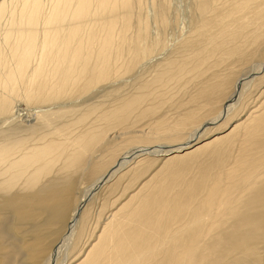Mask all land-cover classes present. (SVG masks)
<instances>
[{
    "label": "bare ground",
    "instance_id": "1",
    "mask_svg": "<svg viewBox=\"0 0 264 264\" xmlns=\"http://www.w3.org/2000/svg\"><path fill=\"white\" fill-rule=\"evenodd\" d=\"M221 1L200 0L210 10L204 15L210 18H203L200 27L208 35L182 41L181 53L178 49L179 55L156 64L155 75L136 82L131 93L117 95L121 93L115 90L104 99H112L110 103L100 100L85 106L64 100L110 83L119 72L127 73L116 67L126 44L117 40L116 31L120 22L123 34L130 29L133 0H12L0 5V19L5 18L0 28V264H260L264 260V168L248 166L243 158L232 161L234 140L210 151L194 179H181L193 169L192 156L219 139L196 145L198 131L228 115L253 82L250 78L264 72L263 0H227L224 11ZM140 25L146 35L147 22L142 19ZM154 44L164 41L155 38ZM130 51L136 61L153 48L138 39ZM261 54V61L242 78L233 81L224 76L216 85L204 87V98L214 95L219 112L196 125L191 141L164 149L137 147L135 154L161 153L166 156L161 166L179 167L177 186L170 181L151 186L157 159L145 157L142 160L155 169L137 177L148 175L146 182L127 193L119 208L121 200L96 209L97 189L128 162L123 157L106 173L95 168L97 151L110 145L115 129L158 113L163 85L187 84L188 74L208 71L213 63L219 68L227 63L226 69L253 64ZM224 81L233 85L229 94L217 90ZM18 100L34 106L35 113L27 118L15 114ZM253 117L249 114L233 130ZM258 128L254 123L244 133L243 142L251 146L242 147L245 157L253 147L264 150L261 142L255 143ZM86 174L93 179L81 189ZM131 203L132 209L122 212Z\"/></svg>",
    "mask_w": 264,
    "mask_h": 264
},
{
    "label": "rangeland",
    "instance_id": "2",
    "mask_svg": "<svg viewBox=\"0 0 264 264\" xmlns=\"http://www.w3.org/2000/svg\"><path fill=\"white\" fill-rule=\"evenodd\" d=\"M11 1L12 0H0V5L4 2ZM226 2L227 0H222L218 3L221 6L220 9L223 11L226 9ZM260 2L264 4V0ZM128 12L132 18L130 29L123 34L121 31L122 23L120 22L116 31L118 36L117 40L123 39L126 42L123 58L116 62V67L117 70H127V73L123 74L119 72L117 75L118 77L110 83L106 82L92 88L89 92L90 94L86 93L81 95V97L71 100L68 99L69 101L65 99V104L85 106V103H88L87 105L91 103H100V100H103L102 102L105 104L107 102L110 103L112 99L106 98L107 101L104 99L107 94L115 90L121 93L117 95H127L131 93L133 87L139 83L141 79H151L153 75H155L154 72L158 70L155 66L156 64L159 62L165 63L169 58L171 59L179 55L182 51V41L193 35H199V37L202 38L203 35L209 34L205 33L203 29H200L203 18H210L209 14H207L206 17L204 16L206 13H209L210 10H208L200 0H133ZM210 15L214 17L215 14L211 12ZM2 19H0V28H3L1 26L5 23V18ZM142 19H144L148 25L146 35L141 33L140 21ZM194 31L197 32L193 34ZM2 38L3 35L0 30V43ZM155 38L157 40L162 38L164 45H155ZM138 39H143L144 43L153 48V51L143 59L140 57L136 61H132L130 48L135 45ZM152 44H154V46ZM178 49L180 53H178ZM261 58L262 54L256 58V61H253V64L248 62V65L245 64L246 66L240 65L232 69H226L227 63L223 64L220 68L213 66V63L211 67H208V71H199L194 76L193 74H188L186 79L189 80V83L187 84L173 82L172 84L163 85V87L159 89V92L165 91L162 98L164 101L161 99L163 103L160 105L159 112L147 116L144 120L139 122L130 120L125 125L115 129L111 134L114 140L110 145L107 143V146H102L97 151L95 168L103 173L114 168L123 157H127L125 160L128 162L126 168L119 172L108 184L103 186L101 190L97 189L96 200L94 202L96 209L98 208L97 210H99L102 204H104V206L108 205L109 207L110 204L119 200L121 201L118 202V208L125 204L127 200H125L124 196L127 193H134L146 182L148 175L140 178V180H137V177L142 176L147 170H149V174L152 173V171L155 170L154 168L158 171L157 177L150 183L151 186L154 184H163L164 181H170L172 185L177 186L180 178L179 167H169L168 165L167 167L161 166L166 157L161 153L148 152L143 154L142 152L135 154L134 152L137 151V147L152 146L154 149H164L168 147L166 145L177 146L186 141H191L189 139L196 125L211 120L219 112L218 108L215 110L218 104H214L217 101L214 95L207 99L204 98L202 94L205 90L204 87L206 85H216L220 81V77L224 76L232 78L233 81L236 80L247 73L257 61H261ZM157 67L159 66L157 65ZM151 73L154 74L151 75ZM250 79L253 80V82L247 85L242 98L233 110H231L228 115H223L217 122L207 124L208 127L206 130L203 128V130H199L200 133L198 131L199 135H195L196 140L194 142L196 143L198 141L196 145L212 141L215 137H219V139L210 143L206 148L192 156L196 158L193 169L185 174V177L183 174L181 175L182 182L184 179L191 180L197 176L201 162H205L208 157L207 154L210 151L221 149L224 145L230 144V142L234 140L232 161L240 162L238 159L243 158V161L248 166L264 168V150H256V148L253 147L250 154L246 157L241 151L242 147H251L247 141H243H245L244 133L246 129L250 128L254 123H258L259 125L257 129L258 139L255 143L261 142L264 145V72ZM232 87L233 85H229L228 81H224L222 89L217 90L218 92L229 94L233 89ZM18 101V106L16 108H19L15 109V114L19 117L27 118L28 115L30 116L35 113L34 106L29 107L28 105H24V101ZM251 113L254 114L253 119L249 121L251 123L247 122L240 128L233 130L235 125L243 122ZM163 121L165 123H162ZM176 130L178 134L175 133ZM180 132L181 134H179ZM145 157H148L146 159H157V162H154V168H150L151 165L148 166L150 164L148 160H142ZM138 161L141 162L139 166ZM92 179V175L86 174L83 183L80 185L81 189L89 186L88 184ZM122 190L124 191L123 193H121ZM175 191L176 188L173 189V193H175ZM132 205L133 203L127 205L124 209L128 210L123 209L122 212L131 210ZM61 252L62 253L59 255L60 257L61 255L63 256L64 250H61ZM260 264H264V260L261 261Z\"/></svg>",
    "mask_w": 264,
    "mask_h": 264
}]
</instances>
